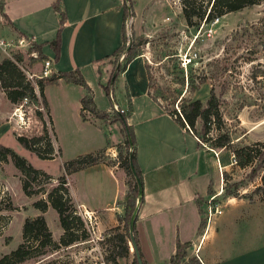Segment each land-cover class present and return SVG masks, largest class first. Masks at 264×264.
<instances>
[{
  "label": "rangeland",
  "instance_id": "374dc122",
  "mask_svg": "<svg viewBox=\"0 0 264 264\" xmlns=\"http://www.w3.org/2000/svg\"><path fill=\"white\" fill-rule=\"evenodd\" d=\"M127 8L125 45L117 54L98 62L96 78L100 83L108 82L113 70L128 60L131 47L132 53H139L145 59L150 93L167 109L176 108L179 112L181 95L205 100L213 89L219 97V118L211 123L206 134L200 131L202 119L198 117L196 121L198 135L204 138L210 160L215 165V180L211 181L208 193L220 190L210 203L219 205L222 211L211 216L209 231L225 228V234L234 231L233 236L237 237L236 228L245 232L253 225L255 213L262 216L264 224V193L262 188L256 187L258 184L264 186L261 177L264 172V0L192 25L186 23L181 0H128ZM2 13L0 9V61L4 57L16 59L22 55L19 62L23 69L41 72L44 58L32 54V50H36L34 41L25 44L19 37L5 33L3 25L8 24V20ZM36 52L39 54L38 50ZM90 77L95 82L99 104L111 105V108L107 109V116H97L87 110L85 120L78 106L80 87L76 83H50L46 87L49 104L38 84V78L45 80V77L37 75L33 79L36 97L27 96L19 101H12L0 83V141L13 146L29 161L52 174L49 178L39 175L38 180L32 182H40L43 189L28 194L23 188V172L12 157L0 158V256L18 245L32 247L27 257L11 264H135L130 220L121 218L118 223L129 245L127 254L118 255L121 247L118 229L114 225L100 228L99 211H96L99 214L97 222L91 224L81 213H75L74 206L66 205L70 211L63 214L55 206L48 208L51 203L45 210L34 204L59 181L66 159L100 147V124L108 136L107 145L101 147L103 160L119 162L120 150L125 154L133 147L125 142V125L114 103V100L120 101L121 94L116 83L112 88L113 100L96 78ZM134 85L140 87L138 82ZM122 95L125 94L122 92ZM128 110L129 107L124 112ZM45 128L51 137L54 156H41L18 139L19 134H39L45 132ZM222 131L230 134L235 145H250L254 153L250 163L239 164L232 149L215 145L214 137ZM45 147L44 143V151ZM252 163L254 171L250 169ZM120 166L128 190L133 176L126 166ZM88 175L92 176H87V190L90 184L100 181L97 179L100 174L90 172ZM73 178V183L80 186L77 176ZM205 198L200 200L199 232L206 225ZM68 212L78 214L73 221L78 238L70 243L39 244L42 237L39 214L45 215L53 237L59 240L54 230L57 232L59 217ZM26 222L29 223L28 231L24 230ZM207 239L201 251L212 246L213 237ZM191 252L185 248L181 257L172 263L202 264L196 253Z\"/></svg>",
  "mask_w": 264,
  "mask_h": 264
},
{
  "label": "crops",
  "instance_id": "0c3cea01",
  "mask_svg": "<svg viewBox=\"0 0 264 264\" xmlns=\"http://www.w3.org/2000/svg\"><path fill=\"white\" fill-rule=\"evenodd\" d=\"M54 1L0 0L8 20V24L3 25L5 33L44 42L43 51L53 59V70L80 66L97 105L110 109L111 105L103 107L97 101L95 82L90 76H97L96 67L100 62L97 60L106 58L124 42L123 0H61L67 19L62 29L59 59H56L55 50L47 43L56 37L60 26V15ZM96 80L98 85H102ZM56 81L79 85L78 106L81 112V96L87 87L63 77ZM148 81L145 59L138 53L119 73L115 82L121 93L120 101L115 102L117 107L125 110L129 107L128 92L133 100L127 120L133 124L136 155L143 174V199H138L134 226L145 263L173 264L170 256L175 252L176 240L179 239L189 241L185 248L196 253L200 263L264 264V224L260 214L255 213L253 225L245 232L236 228L237 237L233 236L234 231L225 234V228L209 231V227L201 236L200 200L207 196L209 183L215 180V165L210 160L209 151L192 129L187 124L182 125L148 93ZM134 82L140 83V87H134ZM50 83L44 87L45 95ZM47 100L49 104L48 97ZM102 126L100 124L102 141L99 148L108 143L106 130ZM90 172L100 174L97 175L100 181L96 185L90 184L87 190L86 180L87 176H92L88 175ZM73 176H77L80 186L75 185V181L73 183ZM67 177L75 206L82 209L85 205L99 211L100 228L120 222V215L123 216L125 212L124 198L128 186L119 162L100 160L69 172ZM92 177L95 178V175ZM54 206L63 214L70 211L66 206H62L61 210L59 205L52 203L48 208ZM63 230L61 215L54 236L57 238ZM212 237V246L201 251L206 239ZM216 238L218 242H215Z\"/></svg>",
  "mask_w": 264,
  "mask_h": 264
},
{
  "label": "trees",
  "instance_id": "16d2710c",
  "mask_svg": "<svg viewBox=\"0 0 264 264\" xmlns=\"http://www.w3.org/2000/svg\"><path fill=\"white\" fill-rule=\"evenodd\" d=\"M127 1L123 0V7H124V27H123V40L125 39L124 29H125V20L128 14L127 8ZM133 2V0H131ZM261 0H181L182 2V13L188 25H192L195 23H199L200 21H208L213 19L214 17L220 16L228 11L240 9L247 5H252L255 3H259ZM54 7L59 12L60 15V26L57 31V35L54 39L48 41L47 43L55 50L56 59H59L60 56V46L62 41V29L64 23L67 19V14L65 10L62 8L61 0L54 1ZM0 9H4V5L0 2ZM2 14H5L4 11ZM6 15V14H5ZM13 28L14 25L12 26ZM44 42H33V47L38 50L39 56L43 58H47V55L43 51ZM125 44L119 46L113 53L108 54L106 58L111 57L114 54H117ZM129 58L128 60L121 64V66H117L108 82L105 84L102 83L106 92L111 96L114 100V94L112 93V88L114 86L115 80L117 79L121 70L125 69L129 62L133 59L136 53L131 52V47L129 48ZM138 54V53H137ZM22 55L19 57L21 58ZM20 58H12V57H4L0 61V83L2 87L5 89L7 96L12 101H19L20 99L31 96L36 97V84L35 82L29 78L26 74V71L22 68L19 59ZM101 58L97 61L103 62L104 59ZM147 66V65H146ZM148 72V69H147ZM45 77V80H41L38 78V84L40 83L41 93L44 95V100L48 102L47 97L44 93V87L46 83L53 82L58 80L59 78L63 77L67 80H73L79 83L84 84L88 90L81 96V115L85 119L87 118L86 111L90 110L94 112L97 116H107L108 110L101 109L94 98L93 90L87 81L82 68L80 66H76L72 69H60L54 70L51 74L41 76ZM149 77V72H148ZM148 93L156 99L169 113H171L175 118L182 124L186 126L185 121L188 123L187 127L192 129V131L199 137V141L202 144L204 141L202 137L198 135L197 128H196V121L198 117L202 119L200 131L202 134H206L211 123L216 121V117L219 118L220 109H219V97L214 92L213 89L210 90L209 95L206 97L205 100L195 97V98H184L182 95L178 99V106L179 112L176 108L167 109L153 94L150 93L148 88ZM129 110L125 113L124 109L121 106H118L116 109L119 112L120 118L124 122L125 131H126V139L125 142L128 146L132 145V148H128L126 153L123 154L120 150V160L119 164L126 166L129 169V173L133 176V181L129 182V188L125 194L124 203H125V214L123 216L120 215V218H124L126 221H129L132 214L134 207L136 205L137 198L140 197V200L143 199V174L141 167L137 160L136 155V137L135 131L133 128V124L129 123L127 120V116L131 113L132 109V96L129 92ZM112 100V101H113ZM116 101L114 100V103ZM180 102V103H179ZM45 132L33 135H25L19 134L18 139L24 144L26 147L35 149L41 156H54L56 154H52L53 152V145L51 143V137L47 132V128H45ZM205 142V141H204ZM44 143L46 145L44 153ZM214 143L216 146H224L226 148H230L236 155L237 162L241 165H245L250 163L251 159L254 157V153L251 151L250 145L246 144L244 146H237L234 144L232 137L226 131L219 132L214 137ZM103 148V147H102ZM102 148H98L91 151H86L77 154L76 156L66 159L63 163L64 172L59 175V181L52 186L51 189L47 190L46 196H41L34 201V204L41 209H47L49 203L54 205H59L61 210H63L62 206L71 205L75 207L76 212L77 208L72 200L70 190L67 184L68 181V173L76 170L78 168L87 166L89 164H93L103 160L101 157V153L103 151ZM12 157L15 164L22 170L23 172V188L24 190L29 193L39 192L41 189L40 182L33 183L35 180H38L39 175H43L46 177H51L52 174L47 171L46 169L35 165L31 161H29L26 155L19 153L13 146L8 145L2 141H0V158L4 160H8L9 157ZM251 170H255V164H251ZM263 182H264V172L261 175ZM33 181V182H32ZM257 188H262L264 193V186L258 184ZM141 188V192H140ZM208 190H210V183ZM46 191V190H45ZM73 207V208H74ZM62 212V211H60ZM65 214V213H64ZM78 214H72L68 212L66 216L62 217V225L64 227L63 232L60 235V239L56 240L53 237L52 230L50 229L46 217L44 214H39V220L41 223V227L39 229V233L42 237L39 240V244H47L54 242L58 243H70L78 238V235L75 233L73 228V221L74 216ZM202 221V218H201ZM201 221L199 225H201ZM117 231V235L121 242V247L118 252V255H125L129 252V245L126 240V234L123 230L120 229V225H114ZM24 230H29V223L26 222L24 225ZM134 237L135 241L138 246V239L136 236L135 226H134ZM38 244V245H39ZM189 244L188 240L180 241L179 239L176 240V250L170 256V260L174 262L178 257L185 252L186 245ZM32 250V247H26L24 245H18L17 247L13 248L11 251L4 253L0 256V264H11L18 259H22L29 255V252ZM140 255L143 259V263L145 260L143 258L142 252L139 249ZM117 261V256L114 257ZM133 260L135 264L137 263L136 255L134 253Z\"/></svg>",
  "mask_w": 264,
  "mask_h": 264
},
{
  "label": "built area",
  "instance_id": "2783aa9c",
  "mask_svg": "<svg viewBox=\"0 0 264 264\" xmlns=\"http://www.w3.org/2000/svg\"><path fill=\"white\" fill-rule=\"evenodd\" d=\"M20 41L27 44L29 41H34V39L23 37V38H20ZM32 54L37 55V56L39 55V54H37L36 50H32ZM52 65H53V59L50 57H47V58H44V60H43L41 72L31 71L29 68H25V67H24V70L26 71L27 76L33 80L34 77L37 75L45 76V75L51 74L54 71ZM185 123L188 125V123L186 121H185ZM197 138L199 139L198 136H197ZM202 144L205 145V142L202 141ZM219 191L220 190L216 189V190L208 193L206 198H205V200H206L205 201V204H206V206H205L206 225H205L203 233L201 235L202 237L204 236L205 232L207 231V228L209 227L211 216L222 211V207H220L217 204L214 205V204L210 203L211 200L214 199V197L219 193ZM78 212L81 213L83 218L86 221H89L91 224H94V222H97L98 214H97L95 209H91V208H88L85 205H83V208L79 209ZM197 248H198V246H196V249ZM202 264H204V263L202 262Z\"/></svg>",
  "mask_w": 264,
  "mask_h": 264
},
{
  "label": "water",
  "instance_id": "95a60500",
  "mask_svg": "<svg viewBox=\"0 0 264 264\" xmlns=\"http://www.w3.org/2000/svg\"><path fill=\"white\" fill-rule=\"evenodd\" d=\"M140 192H141V188H140ZM140 197L137 198V201H136V205L134 207V210H133V214L130 218V227H131V241H132V244H133V250H134V253L136 255V259H137V263L138 264H144L143 263V259L140 255V252H139V249L137 247V243L135 241V237H134V234H133V227H134V221H135V217H136V213H137V208H138V199Z\"/></svg>",
  "mask_w": 264,
  "mask_h": 264
}]
</instances>
